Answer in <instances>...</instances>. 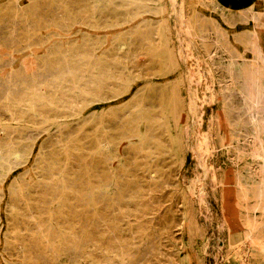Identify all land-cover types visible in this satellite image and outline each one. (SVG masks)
Here are the masks:
<instances>
[{"label": "rangeland", "instance_id": "374dc122", "mask_svg": "<svg viewBox=\"0 0 264 264\" xmlns=\"http://www.w3.org/2000/svg\"><path fill=\"white\" fill-rule=\"evenodd\" d=\"M0 264H264V0H0Z\"/></svg>", "mask_w": 264, "mask_h": 264}, {"label": "bare ground", "instance_id": "6f19581e", "mask_svg": "<svg viewBox=\"0 0 264 264\" xmlns=\"http://www.w3.org/2000/svg\"><path fill=\"white\" fill-rule=\"evenodd\" d=\"M257 20V19H256ZM61 52V51H60ZM33 67V66H32ZM251 69V68H250ZM12 73V72H11ZM11 75V74H10ZM9 79V78H8ZM252 82V81H251ZM11 84H13V83H11ZM253 102H255L254 100H253ZM255 114V113H254ZM251 115V114H250ZM263 131V130H262ZM260 132V131H259ZM78 184V183H77ZM52 249V248H51Z\"/></svg>", "mask_w": 264, "mask_h": 264}]
</instances>
